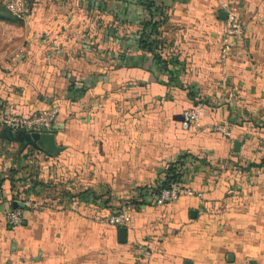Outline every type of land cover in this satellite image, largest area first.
Returning <instances> with one entry per match:
<instances>
[{
    "label": "crops",
    "instance_id": "1",
    "mask_svg": "<svg viewBox=\"0 0 264 264\" xmlns=\"http://www.w3.org/2000/svg\"><path fill=\"white\" fill-rule=\"evenodd\" d=\"M30 4L0 113L57 107L60 150L14 141L0 119V264H264V0H155L166 70L135 45L137 0ZM227 9L247 28L222 61ZM171 165L181 191L157 204ZM119 210L124 241L106 222Z\"/></svg>",
    "mask_w": 264,
    "mask_h": 264
},
{
    "label": "built area",
    "instance_id": "2",
    "mask_svg": "<svg viewBox=\"0 0 264 264\" xmlns=\"http://www.w3.org/2000/svg\"><path fill=\"white\" fill-rule=\"evenodd\" d=\"M9 13L16 18H24L28 12L27 0H0ZM226 19L223 20V29L219 38V59L224 61L228 58L231 48L237 43H243L247 25L240 19L239 15L233 9L226 10ZM58 108L50 107L44 110H38L29 116L10 115L0 113L1 121L11 130H23L25 132H50L52 123L57 115ZM183 117L186 122L193 124L198 123V110L196 107L188 108L183 112ZM221 132L225 135L229 131L224 126H218ZM181 191L180 183L172 181L167 187L160 189L158 196L155 199L157 204L172 201L177 198ZM23 206H34L28 200H23ZM129 213L127 210H119L110 213L106 217V222L110 225L122 227L129 221ZM6 222L11 225L19 224L21 221V209L14 208L7 213ZM144 253V249H140Z\"/></svg>",
    "mask_w": 264,
    "mask_h": 264
},
{
    "label": "trees",
    "instance_id": "3",
    "mask_svg": "<svg viewBox=\"0 0 264 264\" xmlns=\"http://www.w3.org/2000/svg\"><path fill=\"white\" fill-rule=\"evenodd\" d=\"M30 1L31 0H27L28 5ZM137 2L146 10V17L140 22V27L137 30V36L135 38V45L138 50L151 54L155 62L166 70L168 61L162 56V50L166 45V39L161 36L159 30L166 20V14L160 7L155 6V0H137ZM155 10H157L159 14V17L156 20L153 19V11ZM18 19L12 15L0 13V20L18 22ZM175 170V165L168 167L166 180L158 189V193L160 189L167 187L170 182H179V174L176 173ZM23 207L24 206L21 203L18 208L23 209Z\"/></svg>",
    "mask_w": 264,
    "mask_h": 264
},
{
    "label": "water",
    "instance_id": "4",
    "mask_svg": "<svg viewBox=\"0 0 264 264\" xmlns=\"http://www.w3.org/2000/svg\"><path fill=\"white\" fill-rule=\"evenodd\" d=\"M226 12L220 11L218 17L222 20L226 19ZM8 133L10 134L11 138L14 141L22 142L25 144H29L33 147L43 148L46 151L50 153H56L60 150L59 147L55 145L54 142V136L51 132H38V131H32V132H25L23 130H17L15 132H12L8 130ZM238 143H234V148L237 150ZM19 204H21L18 201L13 202V208H18ZM119 236L120 240H125V232L126 228L124 226L119 227Z\"/></svg>",
    "mask_w": 264,
    "mask_h": 264
},
{
    "label": "rangeland",
    "instance_id": "5",
    "mask_svg": "<svg viewBox=\"0 0 264 264\" xmlns=\"http://www.w3.org/2000/svg\"><path fill=\"white\" fill-rule=\"evenodd\" d=\"M28 8V14L24 18H17L19 20L18 22L0 20V64L7 58V56L11 57V54L9 52L11 51L13 45L17 43L20 37V34L17 33L18 30L21 31L20 24L23 25L29 14L32 12L30 3L28 5ZM0 13L11 15L1 1Z\"/></svg>",
    "mask_w": 264,
    "mask_h": 264
}]
</instances>
